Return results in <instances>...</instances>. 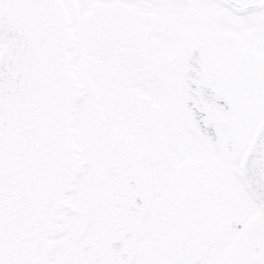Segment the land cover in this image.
<instances>
[{"label": "snow or ice", "instance_id": "obj_1", "mask_svg": "<svg viewBox=\"0 0 264 264\" xmlns=\"http://www.w3.org/2000/svg\"><path fill=\"white\" fill-rule=\"evenodd\" d=\"M0 264H264V0H0Z\"/></svg>", "mask_w": 264, "mask_h": 264}]
</instances>
